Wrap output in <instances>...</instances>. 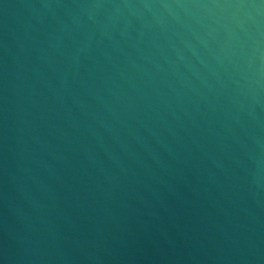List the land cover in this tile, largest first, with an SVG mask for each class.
<instances>
[{
  "label": "water",
  "instance_id": "water-1",
  "mask_svg": "<svg viewBox=\"0 0 264 264\" xmlns=\"http://www.w3.org/2000/svg\"><path fill=\"white\" fill-rule=\"evenodd\" d=\"M0 264H264V0H0Z\"/></svg>",
  "mask_w": 264,
  "mask_h": 264
}]
</instances>
